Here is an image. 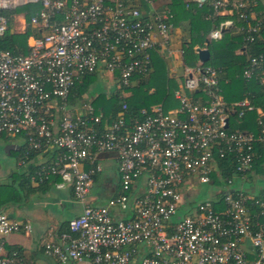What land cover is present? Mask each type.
Returning a JSON list of instances; mask_svg holds the SVG:
<instances>
[{"label": "built area", "instance_id": "1", "mask_svg": "<svg viewBox=\"0 0 264 264\" xmlns=\"http://www.w3.org/2000/svg\"><path fill=\"white\" fill-rule=\"evenodd\" d=\"M192 1L209 7L206 19L222 17L213 41L223 27L237 26L246 42L261 32L262 18L252 15L257 0ZM173 20L160 0H0V35L16 21L17 33L29 31L27 53L0 48V137L23 140L18 165L31 182L68 183L82 205L68 230L43 245L59 264H264V196L245 185L264 177L256 174L264 122L260 116L257 132L231 128L230 114L256 108L249 97L227 104L219 67L181 60L177 105L156 104L142 119L127 118L126 103L118 117L103 118L96 96L78 100L72 91L96 71L113 77L114 91L150 72L153 52L172 53ZM242 77L264 83V53L250 58ZM103 153L116 156L120 188L95 205L87 196ZM228 162L233 171L223 177ZM216 178L215 200L179 214L186 181L214 185ZM30 230L0 209V264H33L4 246L7 235Z\"/></svg>", "mask_w": 264, "mask_h": 264}, {"label": "trees", "instance_id": "2", "mask_svg": "<svg viewBox=\"0 0 264 264\" xmlns=\"http://www.w3.org/2000/svg\"><path fill=\"white\" fill-rule=\"evenodd\" d=\"M187 4L189 7H186ZM168 6L174 13V24L189 27V37L182 44L183 65L194 66L199 64V57L195 48H207L210 51V59L204 64H210L221 69L220 85L227 104L231 105L235 101L249 97L256 108L243 117H238L237 113L230 114L231 128L257 132V120L260 116L264 122V83H260L257 78L246 82L242 77V72L248 66L252 56L264 53V12L258 16L262 18L263 26L255 41L246 42L243 39V34L237 30V26L225 29L222 38L213 41L209 39L210 31L219 25L222 17L206 19L205 16L210 11L209 7L198 8L192 0H173ZM21 10L22 8L17 9L18 12ZM28 34L29 31L17 33L9 28L5 34L0 35V48L8 49L14 54H25L28 52ZM168 73L163 53L153 52L150 72L137 76L128 86H121L109 94H97L92 103L95 107L101 108L103 118L108 117L110 119L121 114L123 103L127 104L125 112L127 118L142 119L145 115L142 111L149 113L156 104H162L167 110L173 109L177 105L173 96L174 90L179 87L180 83L179 80L176 82ZM98 76L99 71H96L75 83L72 91L78 100L83 98V95L87 93L90 85ZM70 102L74 103V98L71 97ZM258 108L263 111L262 115L258 114ZM256 148L257 152L261 154V158L256 164V172L264 175V169L261 166L264 162V146L256 145ZM227 164L221 165L223 177L231 175L233 171V163L228 162ZM94 177L95 180L97 174ZM216 181L220 183L217 178ZM43 183L44 188H47L50 181ZM261 196H264V193ZM67 230L68 222L65 227V231Z\"/></svg>", "mask_w": 264, "mask_h": 264}, {"label": "crops", "instance_id": "3", "mask_svg": "<svg viewBox=\"0 0 264 264\" xmlns=\"http://www.w3.org/2000/svg\"><path fill=\"white\" fill-rule=\"evenodd\" d=\"M172 1L168 0L166 4L169 5ZM160 2L162 3L163 1ZM263 12L264 0H257L252 15L258 17ZM188 28L186 25H180L171 33L170 44L172 53L178 52L182 48L183 42L189 37ZM163 55L169 72L168 75L178 82L183 71L182 64L178 65L175 63L174 65L169 63L168 65L169 59L166 53H163ZM16 138L18 137H9L8 139L7 145L12 146L9 154L13 150L20 151L23 146V140L18 138L21 140L18 143L15 140ZM99 161L103 168L94 180L91 190V194H93L92 200H88V202L95 205L106 204L109 198L118 194L120 188L116 156L112 153H103L100 154ZM104 166L106 167L104 168ZM256 174L262 175L260 173ZM13 175L14 173L8 175L11 179L7 182H5V178H0V209L12 220L29 222L31 230L7 235L4 245L6 251L17 250L26 260L31 261L33 264H59L54 258L44 253L43 245L50 239L56 240L58 233L65 231L66 223L81 214L82 205L74 200L72 188L68 183L56 186V183L50 181L47 188H44V183L31 182L29 173L24 168L19 171L16 178ZM139 181L140 185L145 183L144 178ZM9 183L13 184V186L9 187ZM219 185L215 181L212 186L219 188ZM245 185L246 189L254 194L261 195L264 193L263 176H251ZM15 186L18 189H15ZM197 204L189 202L184 214L188 213ZM65 264H91V262L88 259H84L81 261H70Z\"/></svg>", "mask_w": 264, "mask_h": 264}, {"label": "rangeland", "instance_id": "4", "mask_svg": "<svg viewBox=\"0 0 264 264\" xmlns=\"http://www.w3.org/2000/svg\"><path fill=\"white\" fill-rule=\"evenodd\" d=\"M162 3H166L168 0H160ZM19 22L16 21L12 24V29L14 31L19 30L18 25ZM167 58L169 59V63L175 65L181 63V57L179 56V52L166 53ZM114 79L110 74H100L98 78L90 85L87 95L89 98L95 97L97 94L106 93L114 91ZM9 138L0 137V178H5L6 181H9L11 178L8 177L10 173H14L13 177L16 178L18 176L19 171L22 169L21 166H18V157L19 152L17 150H13L10 154H8L5 150L7 142ZM16 142L20 143L21 140L16 138ZM106 166H104L105 168ZM3 176V177H2ZM8 177V178H7ZM4 182V181H3ZM13 184L9 183V187H12ZM15 189L18 187L15 186ZM219 190L218 187H214L212 185H208L199 181L194 182H185V188L182 189V200L181 206L179 208V214H184L185 208L189 205V202L192 204H197L202 201L212 199L215 200V192ZM93 194H89L87 196L88 200H92ZM47 198V197H46ZM49 200V199H47Z\"/></svg>", "mask_w": 264, "mask_h": 264}, {"label": "water", "instance_id": "5", "mask_svg": "<svg viewBox=\"0 0 264 264\" xmlns=\"http://www.w3.org/2000/svg\"><path fill=\"white\" fill-rule=\"evenodd\" d=\"M222 31H225V28L223 27L222 28ZM196 51H197V53H198V57H199V60L201 61V62H206V61H209V59H210V51L207 49V48H199V47H197L196 48ZM227 124H228V121H227ZM226 124V125H227ZM12 148V146H10V145H6V147H5V150H6V152L9 154V150Z\"/></svg>", "mask_w": 264, "mask_h": 264}]
</instances>
